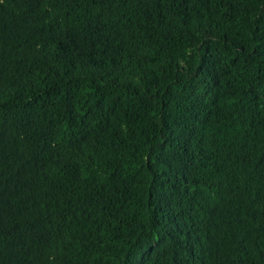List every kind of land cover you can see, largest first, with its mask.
<instances>
[{
    "label": "trees",
    "instance_id": "obj_1",
    "mask_svg": "<svg viewBox=\"0 0 264 264\" xmlns=\"http://www.w3.org/2000/svg\"><path fill=\"white\" fill-rule=\"evenodd\" d=\"M0 264H264V0H0Z\"/></svg>",
    "mask_w": 264,
    "mask_h": 264
}]
</instances>
